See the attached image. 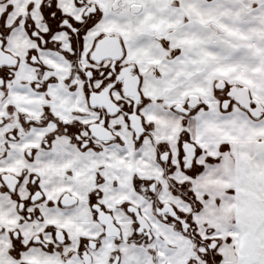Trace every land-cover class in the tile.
<instances>
[{
    "label": "snow or ice",
    "instance_id": "6c2138e0",
    "mask_svg": "<svg viewBox=\"0 0 264 264\" xmlns=\"http://www.w3.org/2000/svg\"><path fill=\"white\" fill-rule=\"evenodd\" d=\"M0 264H264V0H0Z\"/></svg>",
    "mask_w": 264,
    "mask_h": 264
}]
</instances>
